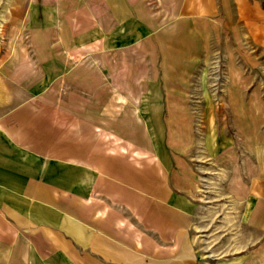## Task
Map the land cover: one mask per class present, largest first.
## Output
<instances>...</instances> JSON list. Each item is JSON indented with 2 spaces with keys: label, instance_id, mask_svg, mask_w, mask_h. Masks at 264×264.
Masks as SVG:
<instances>
[{
  "label": "rangeland",
  "instance_id": "rangeland-1",
  "mask_svg": "<svg viewBox=\"0 0 264 264\" xmlns=\"http://www.w3.org/2000/svg\"><path fill=\"white\" fill-rule=\"evenodd\" d=\"M77 1L0 0V110L41 99L68 125L90 123L98 157L192 186L199 264H264V230L241 205L264 146V47L234 30L233 11L144 0L120 15Z\"/></svg>",
  "mask_w": 264,
  "mask_h": 264
},
{
  "label": "crops",
  "instance_id": "crops-1",
  "mask_svg": "<svg viewBox=\"0 0 264 264\" xmlns=\"http://www.w3.org/2000/svg\"><path fill=\"white\" fill-rule=\"evenodd\" d=\"M66 1L74 10L82 7ZM86 6L120 15L146 11L144 0H89ZM176 11H233L234 30L243 27L250 43L264 47V0H182ZM2 110L0 264H199L200 204L191 185L173 174L167 182H148L146 174L158 177V170L130 168L113 153L98 157L90 123L68 125L62 111L50 114L41 99ZM66 126L79 136L66 140ZM256 164L241 205L244 221L264 230V146Z\"/></svg>",
  "mask_w": 264,
  "mask_h": 264
}]
</instances>
